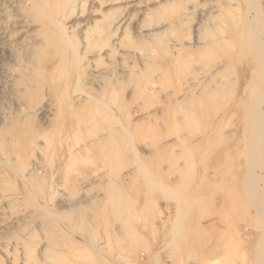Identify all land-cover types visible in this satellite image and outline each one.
Wrapping results in <instances>:
<instances>
[{"label":"rangeland","instance_id":"374dc122","mask_svg":"<svg viewBox=\"0 0 264 264\" xmlns=\"http://www.w3.org/2000/svg\"><path fill=\"white\" fill-rule=\"evenodd\" d=\"M260 51L264 0H0V264H264Z\"/></svg>","mask_w":264,"mask_h":264},{"label":"bare ground","instance_id":"6f19581e","mask_svg":"<svg viewBox=\"0 0 264 264\" xmlns=\"http://www.w3.org/2000/svg\"><path fill=\"white\" fill-rule=\"evenodd\" d=\"M263 48V47H262ZM262 48L260 49V50H262ZM261 52V55L263 56L264 54V52L262 53V51H260ZM260 56V55H259ZM261 57V56H260ZM261 60H264L263 59V57H262V59ZM260 60V61H261ZM262 62V61H261ZM260 63V62H259ZM261 65H264V62H262V64ZM264 67V66H263ZM67 110V109H66ZM71 110H73V109H71ZM68 111H69V109H68ZM73 112V114L72 115H74V111H72ZM260 112V111H259ZM256 113H258V111L257 112H255L254 114H256ZM76 114L77 113H75V115L74 116H76ZM259 115H257V116H259V118L257 117V120H255V117H254V120L257 122L258 121V123H256L255 121H254V125L256 126V124H258V125H260V127H261V129H260V133L258 132V133H256V136L258 137H255V138H257L256 139V142L259 144V145H257V146H259L258 148H256V150L253 152V153H255V155H256V158H257V160L262 164V165H264V147H263V139H262V136H263V138H264V114L262 113H258ZM70 116H71V114H69ZM86 115V114H85ZM90 115V114H89ZM77 117V116H76ZM92 117V116H91ZM71 118V117H70ZM74 119H75V117H73ZM73 118H71V119H73ZM92 119H93V117H92ZM73 121V120H72ZM79 122V121H78ZM82 122V121H81ZM61 123V122H60ZM62 124V125H61ZM60 124V129H59V133H62L61 134V138H60V140L61 141H68V140H71L72 138L71 137H73V136H71V133H70V131L72 130V126H67L69 123H64V122H62ZM257 125V126H258ZM256 126V127H257ZM259 128V127H258ZM117 131L116 132H113V133H111V130H110V132H109V134H105V135H99V137L97 138V139H93V140H91L90 141V143H88V144H86L82 149H84V150H91V151H96V152H98V154L99 155H102V159L104 158V159H107V156L108 157H110L109 155L111 154H109V155H107V153H108V145L110 144V142H111V140H113V138H115V137H117V133L119 132V130L118 129H116ZM63 134L65 135L64 137H62L63 136ZM103 134H104V132H103ZM78 136V135H77ZM79 138V137H78ZM116 139V138H115ZM49 140H50V137H49ZM51 141V140H50ZM49 141V142H50ZM113 142V141H112ZM116 142V141H115ZM67 143V142H66ZM114 144V143H113ZM262 144V145H261ZM77 146H78V144H77ZM80 146V145H79ZM54 147V146H53ZM115 147H116V145H115ZM71 148V147H70ZM79 148V147H78ZM81 148V147H80ZM79 148V149H80ZM78 149V150H79ZM82 149H80L79 151H81ZM116 149H118V148H115V151H116ZM253 149H255V148H253ZM70 150L71 149H68V148H66V149H64V151L65 152H70ZM110 150H112V149H110ZM114 151V148H113V150L112 151H110V152H113ZM253 151V150H252ZM63 152V151H62ZM74 152V151H73ZM62 154H64V153H62ZM71 154V153H70ZM112 154H114V153H112ZM85 156V155H84ZM112 157V156H111ZM119 157V156H118ZM103 159V160H104ZM255 160V159H254ZM219 162V161H218ZM251 162H253L252 163V165H254V162H256V164L257 163H259V162H257L256 160L255 161H251ZM251 162H249V163H251ZM259 163V164H260ZM250 165V164H249ZM261 165V166H262ZM218 166V165H217ZM251 166V165H250ZM249 166V167H250ZM259 166L260 165H258V167H256V165L254 166V167H256L255 169H257V168H259ZM249 167H247V168H249ZM254 167L252 166L251 168H253L254 169ZM263 167V166H262ZM243 169V168H242ZM253 169H251V171H253ZM260 169H262V168H260ZM247 170H249V169H247ZM241 171H243V170H241ZM248 172V171H247ZM254 172V171H253ZM249 173H250V171H249ZM252 173V172H251ZM240 174H242V173H239V175ZM252 174H254V173H252ZM126 175H128V174H126ZM234 176V174L232 175V177ZM240 176H242V175H240ZM248 175H246L245 176V178H244V180H248V179H246V177H247ZM250 176H252V175H250L249 174V179H250ZM255 176V175H254ZM192 177V176H191ZM239 177V176H238ZM258 177V174L255 176V177H251V181H250V183L248 184V181H247V185H245V187H246V191H247V193L252 197V199H253V201H254V199H255V197L257 196V195H261L262 197L264 196V175L262 174V177L259 179V178H257ZM259 177H260V175H259ZM94 178V177H93ZM229 178H230V176H229ZM228 178V179H229ZM235 178V177H234ZM231 180H232V178H230ZM239 180H240V178H238ZM192 180V179H191ZM235 180H237L236 178H235ZM235 180L233 181V183L235 184ZM238 180V181H239ZM90 181H95L94 179H91ZM232 181H230V184H232L231 183ZM240 182V181H239ZM239 182H237L238 184H239ZM261 182H263V187H262V185H261ZM200 183H202V182H200ZM241 183V182H240ZM86 184H88V183H86ZM203 184V183H202ZM244 184H245V181H244ZM190 185H192V182H191V184ZM236 185V184H235ZM235 185H232V186H235ZM200 186V185H199ZM237 186V185H236ZM198 187V186H197ZM238 187V186H237ZM237 187H236V189H237ZM240 187V186H239ZM239 189H241V187L239 188ZM238 189V190H239ZM237 190V192L238 193H240V191H238ZM242 190V189H241ZM236 191V190H235ZM242 192V191H241ZM243 193H245V192H243ZM261 196H258V197H261ZM257 198V197H256ZM264 198V197H263ZM263 203V202H262ZM260 207V206H259ZM263 206L261 205V207L260 208H262ZM263 209H264V207H263ZM131 231V230H130ZM133 234V233H132ZM131 236V235H130ZM135 237V235L133 236V238ZM131 239V238H130ZM121 240H123L121 237H118V236H116V238H115V243L116 244H118L119 243V245H120V242H121V244H122V241ZM125 240V239H124ZM199 240V239H198ZM195 243H196V241H194Z\"/></svg>","mask_w":264,"mask_h":264}]
</instances>
